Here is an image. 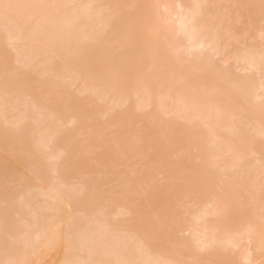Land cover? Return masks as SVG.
I'll use <instances>...</instances> for the list:
<instances>
[{
	"label": "bare ground",
	"instance_id": "1",
	"mask_svg": "<svg viewBox=\"0 0 264 264\" xmlns=\"http://www.w3.org/2000/svg\"><path fill=\"white\" fill-rule=\"evenodd\" d=\"M0 264H264V0H0Z\"/></svg>",
	"mask_w": 264,
	"mask_h": 264
},
{
	"label": "snow or ice",
	"instance_id": "2",
	"mask_svg": "<svg viewBox=\"0 0 264 264\" xmlns=\"http://www.w3.org/2000/svg\"><path fill=\"white\" fill-rule=\"evenodd\" d=\"M10 7H12L11 5H7V4H4L3 5V8L5 9V10H7L8 8H10Z\"/></svg>",
	"mask_w": 264,
	"mask_h": 264
}]
</instances>
